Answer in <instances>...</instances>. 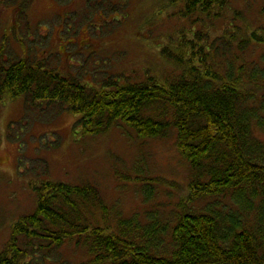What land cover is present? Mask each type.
Here are the masks:
<instances>
[{
	"label": "trees",
	"instance_id": "1",
	"mask_svg": "<svg viewBox=\"0 0 264 264\" xmlns=\"http://www.w3.org/2000/svg\"><path fill=\"white\" fill-rule=\"evenodd\" d=\"M182 1L179 17L190 25L162 49L180 71L164 80L146 73L95 87L45 60L6 59L0 48V103L23 96L41 111L56 104L85 134L118 127L136 141L174 132L190 168L187 192L174 205L116 219L91 182L35 185L36 208L13 223L0 264H68L59 253L70 240L83 248L80 264H264V6L260 23L245 32L236 25L242 37L225 40L203 27L232 0ZM2 2L14 6L21 26L34 0ZM125 178L142 185L146 204L163 185L156 175Z\"/></svg>",
	"mask_w": 264,
	"mask_h": 264
},
{
	"label": "rangeland",
	"instance_id": "2",
	"mask_svg": "<svg viewBox=\"0 0 264 264\" xmlns=\"http://www.w3.org/2000/svg\"><path fill=\"white\" fill-rule=\"evenodd\" d=\"M263 6L264 0H232L203 28L212 37L228 40L238 34L240 39L242 30L232 28L239 25L245 32L248 24L260 23ZM182 7V0H63L62 4L34 0L26 21L18 26L14 6L0 0V48L6 59L45 60L49 69L79 74L95 87L103 86L107 78L137 80L146 73L164 80L180 71L162 49L190 25L179 17ZM22 36L26 43L18 40ZM169 48L176 52L175 46ZM236 48L237 42L228 53ZM261 50L257 48L253 56ZM56 107L46 105L41 111L25 104L23 96L0 103V251L13 223L35 210L34 187L46 180L93 183L116 210L114 219L116 213L131 217L158 205H174L187 192L190 168L178 151L174 132L136 141L118 127L85 134L75 127L73 113ZM140 169L143 173L137 172ZM134 174L161 178L163 185L152 202L144 203L142 185L126 180V175ZM82 249L70 240L61 246L59 256L68 264H80Z\"/></svg>",
	"mask_w": 264,
	"mask_h": 264
}]
</instances>
